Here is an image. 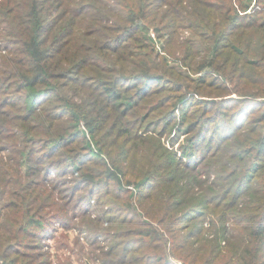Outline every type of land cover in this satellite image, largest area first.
<instances>
[{
	"label": "trees",
	"instance_id": "trees-1",
	"mask_svg": "<svg viewBox=\"0 0 264 264\" xmlns=\"http://www.w3.org/2000/svg\"><path fill=\"white\" fill-rule=\"evenodd\" d=\"M75 219L94 264H264V0H0V264Z\"/></svg>",
	"mask_w": 264,
	"mask_h": 264
},
{
	"label": "rangeland",
	"instance_id": "rangeland-1",
	"mask_svg": "<svg viewBox=\"0 0 264 264\" xmlns=\"http://www.w3.org/2000/svg\"><path fill=\"white\" fill-rule=\"evenodd\" d=\"M172 60L174 62L173 58H172ZM236 97H238L237 94H234L232 97H229V98L235 99ZM217 99L219 100V99H221V97L215 96V98H212V100H217ZM252 104H254V103H252ZM225 126H227V125H225ZM45 173H47V175H50L52 177H57V178L62 179V180L65 179L67 181V185L64 186V187L62 186L61 187L62 190L64 188L66 189L69 186H76V185L80 184L78 182V180H79L78 178H80V175L78 173H75L74 175L73 174L72 175H62L60 169H54L53 171L52 170H48V171H43L42 172V174H45ZM115 185L116 184L114 182L110 183L111 188H115L116 187ZM80 187H82V185ZM127 187L133 188L131 185H129ZM87 190H88V188H87ZM87 190L81 189L77 193V196L86 195L87 193H89V192H87ZM83 202L84 201H80L79 209L82 208ZM79 209L77 210V212H79ZM67 215L71 216L69 213ZM91 217H94V215L91 216ZM69 222L73 223L74 226L71 227L69 231H67L68 236H65L63 238H62V235H61L63 230H65L62 227L63 223L62 222L61 223H59V222H51V223H49V225L47 226V230L40 233L41 236H42V238L40 240L41 243L49 244L50 250L52 251L53 254H54V252H57L55 257L53 255L54 264H61L59 261L66 260V258H68V256L70 257L69 261H67L68 264H72V259H73V264H88L89 261H90L91 264H94L91 260L79 259V257H78L79 255L74 253V252H80L82 249L88 250L89 245L85 244V246H83L84 242H86L85 238L86 237H93L94 233L92 232V230L89 227L82 226L79 223L78 219L70 220ZM106 226L107 225H104V227H106ZM55 228H58L56 230V232L54 231ZM82 228H84L83 232H82ZM53 234H58L57 235L58 238L51 237ZM75 235L76 236H80V240L78 241V243H76L74 241L75 240ZM60 238H62V241L64 242V245H63L62 248H58L57 241ZM60 246H61V244H60ZM43 250H49V247H44ZM72 251H74V252H72ZM71 253H73V254H71Z\"/></svg>",
	"mask_w": 264,
	"mask_h": 264
},
{
	"label": "built area",
	"instance_id": "built-area-1",
	"mask_svg": "<svg viewBox=\"0 0 264 264\" xmlns=\"http://www.w3.org/2000/svg\"><path fill=\"white\" fill-rule=\"evenodd\" d=\"M151 36L153 37V39L156 41V45H157V48L160 50V52H164L162 51V47H161V41L157 39L156 35L154 32L151 33ZM133 187V186H132Z\"/></svg>",
	"mask_w": 264,
	"mask_h": 264
},
{
	"label": "water",
	"instance_id": "water-1",
	"mask_svg": "<svg viewBox=\"0 0 264 264\" xmlns=\"http://www.w3.org/2000/svg\"><path fill=\"white\" fill-rule=\"evenodd\" d=\"M88 264H91V263H90V261L88 262ZM182 264H187V263H185V262H182Z\"/></svg>",
	"mask_w": 264,
	"mask_h": 264
}]
</instances>
